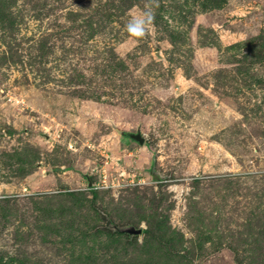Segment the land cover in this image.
<instances>
[{"label": "rangeland", "instance_id": "rangeland-1", "mask_svg": "<svg viewBox=\"0 0 264 264\" xmlns=\"http://www.w3.org/2000/svg\"><path fill=\"white\" fill-rule=\"evenodd\" d=\"M0 264H264V0H0Z\"/></svg>", "mask_w": 264, "mask_h": 264}, {"label": "clouds", "instance_id": "clouds-1", "mask_svg": "<svg viewBox=\"0 0 264 264\" xmlns=\"http://www.w3.org/2000/svg\"><path fill=\"white\" fill-rule=\"evenodd\" d=\"M155 13L151 7L146 8L138 15H131L124 25L125 31L133 38H143L154 20ZM110 185L105 184L104 188Z\"/></svg>", "mask_w": 264, "mask_h": 264}, {"label": "water", "instance_id": "water-1", "mask_svg": "<svg viewBox=\"0 0 264 264\" xmlns=\"http://www.w3.org/2000/svg\"><path fill=\"white\" fill-rule=\"evenodd\" d=\"M122 135L126 134L130 139H132L133 141H135L136 143H138L139 145H142L144 142V138L142 136V134L139 132V130H137L136 132H120Z\"/></svg>", "mask_w": 264, "mask_h": 264}, {"label": "built area", "instance_id": "built-area-1", "mask_svg": "<svg viewBox=\"0 0 264 264\" xmlns=\"http://www.w3.org/2000/svg\"><path fill=\"white\" fill-rule=\"evenodd\" d=\"M100 183H101L100 187L102 188H104L105 184L110 185V187L114 185L113 182H110L108 175L106 173L101 175Z\"/></svg>", "mask_w": 264, "mask_h": 264}]
</instances>
